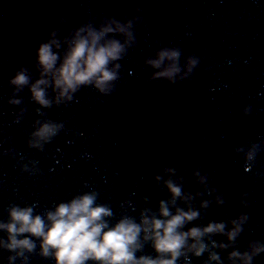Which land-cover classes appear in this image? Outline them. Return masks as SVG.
I'll use <instances>...</instances> for the list:
<instances>
[{"label":"water","instance_id":"1","mask_svg":"<svg viewBox=\"0 0 264 264\" xmlns=\"http://www.w3.org/2000/svg\"><path fill=\"white\" fill-rule=\"evenodd\" d=\"M137 15L143 23L133 22L136 43L117 62L126 84L118 81L109 96L87 87L58 100L49 77L50 106L33 99L31 86L41 78L38 47L52 31L59 29L62 57L64 39L83 24L99 29L107 17L126 23ZM173 46L182 50L181 64L197 56L192 80L167 91L160 82L143 83L153 73L145 58ZM22 67L30 80L18 88L11 80ZM168 166L186 178L182 191L200 212L185 230L224 222L229 231L231 220L249 216L234 244L227 236L205 237L202 257L186 248L177 264H218L212 254L219 264H243L229 260L230 253L253 254L262 246L249 248L264 242V0H0V224L10 222L14 207L43 216L86 193L111 208L110 225L125 216L139 222L141 211L158 213L159 202L170 200ZM194 170L207 175L206 185ZM154 173L163 177L159 184ZM144 235L137 258H155ZM32 239V252L8 251V233L0 229V264H55ZM253 264H264V251Z\"/></svg>","mask_w":264,"mask_h":264},{"label":"clouds","instance_id":"2","mask_svg":"<svg viewBox=\"0 0 264 264\" xmlns=\"http://www.w3.org/2000/svg\"><path fill=\"white\" fill-rule=\"evenodd\" d=\"M135 11L140 13L141 10L137 8ZM134 21L143 23L142 16L127 19L126 23H121L115 17H107L99 29L90 23L83 24L64 39L67 49L62 57L59 54L61 42L56 39L59 29L52 31L49 42L41 43L38 47L36 63L38 70H41V78L31 86L33 99L42 106H50L45 98V88L50 86L49 77L53 90L58 92V100L64 97L71 100L69 93L87 87L109 96L116 91L118 81L126 84V80H121V65L117 62L136 43L132 30ZM65 22V18H61L60 23ZM117 37H124L125 42L121 43ZM53 48L57 51L54 52ZM181 57L182 50L173 46L160 48L154 57L145 58V66L152 69L153 73L143 83L160 82L165 85L162 91H167L169 86L192 80L199 60L192 54L184 57V63L181 64ZM29 80L28 69L22 67L11 83L23 88L29 85ZM163 172L170 174V178L164 181L170 200L159 202L158 213L150 209L141 211L139 222L125 216L110 225L109 219L114 217L111 208L98 204L97 197L91 193L77 196L70 202L59 203L54 211L50 210L43 216L33 215L31 207L12 208L10 222L0 224V229L8 233L7 250L14 252L24 249L32 252L36 247L32 239L34 237L41 242L42 255L54 258L55 264H177L181 256L185 255L183 250L186 248L197 258L202 257L208 250L205 237L227 236L230 244L236 242L249 219L248 215L242 214L239 219L231 220L232 229L229 231H226L224 222H210L207 226H192L185 230L186 226L201 218L200 212L191 205L193 197L182 191L186 178L171 166L165 167ZM192 174L197 177L199 185H206L207 175L202 176L198 170ZM154 175L159 184L163 177L156 173ZM206 190L209 194L217 193L215 188ZM181 203L186 207L180 206ZM215 203L218 206L225 203L222 194L216 195ZM208 206V201L201 205L203 208ZM142 232L145 234L144 240L151 241L155 258L144 255L137 258L136 254L144 249V244L140 242ZM253 245L262 246L256 248L253 254L233 251L228 259H240L243 264H253L254 258L264 251V242L251 241L249 248ZM213 246L221 249L228 247L216 242H213ZM18 254L23 255V252ZM210 258L219 264V255L212 254Z\"/></svg>","mask_w":264,"mask_h":264}]
</instances>
